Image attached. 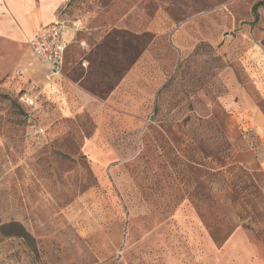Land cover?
I'll list each match as a JSON object with an SVG mask.
<instances>
[{
  "label": "rangeland",
  "instance_id": "1",
  "mask_svg": "<svg viewBox=\"0 0 264 264\" xmlns=\"http://www.w3.org/2000/svg\"><path fill=\"white\" fill-rule=\"evenodd\" d=\"M66 1L0 81V264H264V1Z\"/></svg>",
  "mask_w": 264,
  "mask_h": 264
},
{
  "label": "crops",
  "instance_id": "2",
  "mask_svg": "<svg viewBox=\"0 0 264 264\" xmlns=\"http://www.w3.org/2000/svg\"><path fill=\"white\" fill-rule=\"evenodd\" d=\"M66 2V0H0V81L26 61L29 53L31 54L29 41L37 30L56 18H62L61 13L66 7ZM78 32L67 31L64 35L67 42L64 61L67 49L74 42ZM31 56L38 62L32 54ZM77 84L78 82H72L69 96L77 100L92 98Z\"/></svg>",
  "mask_w": 264,
  "mask_h": 264
},
{
  "label": "built area",
  "instance_id": "3",
  "mask_svg": "<svg viewBox=\"0 0 264 264\" xmlns=\"http://www.w3.org/2000/svg\"><path fill=\"white\" fill-rule=\"evenodd\" d=\"M80 21H67L56 18L51 23L41 26L34 37L29 41V49L33 57L41 64L45 65L53 80L62 74L64 64V53L67 42L64 35L67 31H81ZM84 47V44L82 43Z\"/></svg>",
  "mask_w": 264,
  "mask_h": 264
},
{
  "label": "trees",
  "instance_id": "4",
  "mask_svg": "<svg viewBox=\"0 0 264 264\" xmlns=\"http://www.w3.org/2000/svg\"><path fill=\"white\" fill-rule=\"evenodd\" d=\"M264 0H262L261 2L257 3L254 7H253V11H256V8L259 6V4L263 3Z\"/></svg>",
  "mask_w": 264,
  "mask_h": 264
}]
</instances>
